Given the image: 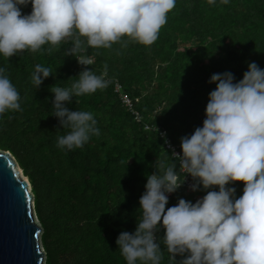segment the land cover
<instances>
[{
    "label": "trees",
    "instance_id": "obj_1",
    "mask_svg": "<svg viewBox=\"0 0 264 264\" xmlns=\"http://www.w3.org/2000/svg\"><path fill=\"white\" fill-rule=\"evenodd\" d=\"M20 7L22 14L31 11L30 2ZM122 40L123 46L88 48L93 64L87 66L63 55L70 40L50 52L46 44L43 51L0 55L22 109L0 114V149L9 151L30 179L45 264H126L116 237L134 230L138 198L155 160L171 159L160 130L180 144L181 136L201 126L207 94L215 88L208 82L212 73L228 70L239 80L249 62L264 68V0H176L151 45ZM37 63L54 73L35 89L30 75ZM104 65V89L65 102L71 110L92 111L99 135L82 148L60 150L56 137L67 130L57 129L58 118L50 114L49 86H69L82 67L99 75ZM232 186L239 196L243 182ZM205 191L180 187L166 207L180 197L194 202ZM163 233L160 227L155 236ZM160 248V264H174L162 241Z\"/></svg>",
    "mask_w": 264,
    "mask_h": 264
},
{
    "label": "clouds",
    "instance_id": "obj_2",
    "mask_svg": "<svg viewBox=\"0 0 264 264\" xmlns=\"http://www.w3.org/2000/svg\"><path fill=\"white\" fill-rule=\"evenodd\" d=\"M31 4L22 14L21 7ZM227 2V0H224ZM176 0H0V55L9 58L23 50L43 51L70 40L63 55L80 65H92L88 48H110L128 40L151 45ZM214 3V0H208ZM83 38V39H82ZM82 54H77V53ZM107 65L98 75L82 67L69 86H49L50 114L66 129L57 135L60 150L82 148L99 135L90 110L69 109L73 97L104 89ZM54 70L35 64L30 81L35 89ZM235 81V82H234ZM201 126L180 139V153L154 162L139 196V219L132 232L115 240L126 264H160L161 241L174 264H264V68L252 61L242 78L231 71L212 73ZM22 110L20 93L0 66V114ZM161 135H164L161 133ZM178 163V167H177ZM183 173V178H180ZM193 179L190 188L205 189L194 202L183 197L166 207L167 193ZM242 181L237 196L232 182ZM215 186V187H214ZM163 227V236L155 233ZM179 254L181 259L177 260Z\"/></svg>",
    "mask_w": 264,
    "mask_h": 264
},
{
    "label": "water",
    "instance_id": "obj_3",
    "mask_svg": "<svg viewBox=\"0 0 264 264\" xmlns=\"http://www.w3.org/2000/svg\"><path fill=\"white\" fill-rule=\"evenodd\" d=\"M30 179L0 149V264H45Z\"/></svg>",
    "mask_w": 264,
    "mask_h": 264
},
{
    "label": "built area",
    "instance_id": "obj_4",
    "mask_svg": "<svg viewBox=\"0 0 264 264\" xmlns=\"http://www.w3.org/2000/svg\"><path fill=\"white\" fill-rule=\"evenodd\" d=\"M119 89H120V86L118 85V86H117V91H118ZM124 99H125V101H126L128 104L130 103V100H129L126 96L124 97ZM136 116H137V119H140V117H139L138 114H136ZM145 127H146V128H150V125L147 124ZM157 128H159V127H156V126H153V127H152V129H157ZM161 133H163L164 135H161ZM160 135H161L162 137H164L165 148H166L167 150H169L170 152H172V151L174 150L176 153H180V151H181V149H180V144H177V143L173 142L172 138H171L170 136H167V135H166V131H165V129H164V130H162V129L160 130ZM192 183H193V180H192L191 176L188 175V174H184V180H183V183L180 185V187H185L186 190H187L188 192H192V189L190 188V185H191ZM180 187H179V188H180ZM175 191H176V190H175ZM175 191H174V192H175ZM174 192L167 193L168 197L171 196Z\"/></svg>",
    "mask_w": 264,
    "mask_h": 264
}]
</instances>
